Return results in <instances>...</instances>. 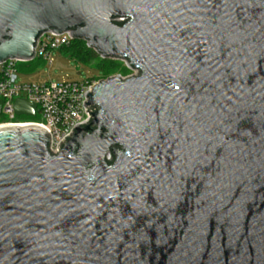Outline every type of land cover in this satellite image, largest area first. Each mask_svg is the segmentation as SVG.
Returning a JSON list of instances; mask_svg holds the SVG:
<instances>
[{"label":"water","instance_id":"water-1","mask_svg":"<svg viewBox=\"0 0 264 264\" xmlns=\"http://www.w3.org/2000/svg\"><path fill=\"white\" fill-rule=\"evenodd\" d=\"M46 32L138 73L0 128V264H264V0H0V63Z\"/></svg>","mask_w":264,"mask_h":264},{"label":"built area","instance_id":"built-area-1","mask_svg":"<svg viewBox=\"0 0 264 264\" xmlns=\"http://www.w3.org/2000/svg\"><path fill=\"white\" fill-rule=\"evenodd\" d=\"M73 41L69 33L54 35L52 32H46L37 42L34 60L52 64L53 54L69 46ZM30 62L8 59L0 63V128L38 126L50 135V150L53 154H58L61 151V144L73 134L74 128L89 123L91 118L89 113L96 111L95 108L89 110L91 105L85 106V103L89 101L87 93L92 94V88L98 82L92 78L80 82L20 84L19 67ZM20 99L36 106L35 116H18L15 113V103Z\"/></svg>","mask_w":264,"mask_h":264},{"label":"rangeland","instance_id":"rangeland-1","mask_svg":"<svg viewBox=\"0 0 264 264\" xmlns=\"http://www.w3.org/2000/svg\"><path fill=\"white\" fill-rule=\"evenodd\" d=\"M83 46L85 47L87 44L85 43ZM52 58V64H46L42 61L39 65H36L38 60H34L28 65H20L19 83L23 85H32L51 81L80 82L92 78H94L95 82H100L116 76H120L123 79L129 78L138 73L136 70L131 69L128 64L122 60L108 59L106 62L102 63L100 62L102 58L99 57L91 60L86 65L77 62L75 59L68 58L61 51L55 52ZM37 67L38 69H36ZM100 69L103 70V73L99 71Z\"/></svg>","mask_w":264,"mask_h":264},{"label":"trees","instance_id":"trees-1","mask_svg":"<svg viewBox=\"0 0 264 264\" xmlns=\"http://www.w3.org/2000/svg\"><path fill=\"white\" fill-rule=\"evenodd\" d=\"M118 25H122V22L117 21ZM85 41L82 40H74L69 46L62 48L61 52L67 56L70 59H75L79 63H84L87 65L88 62H90L93 59H97L100 56L91 48H88L87 46H83L85 44ZM87 44V43H86ZM67 54V55H66ZM108 59H102L100 62L104 63ZM42 61H37L36 65H39ZM29 63L21 64V65H28ZM32 64V63H31ZM28 67V66H27ZM31 69V68H30ZM38 69V67L36 68ZM101 73H103V70L100 69Z\"/></svg>","mask_w":264,"mask_h":264},{"label":"bare ground","instance_id":"bare-ground-1","mask_svg":"<svg viewBox=\"0 0 264 264\" xmlns=\"http://www.w3.org/2000/svg\"><path fill=\"white\" fill-rule=\"evenodd\" d=\"M7 126H5V128H6Z\"/></svg>","mask_w":264,"mask_h":264}]
</instances>
